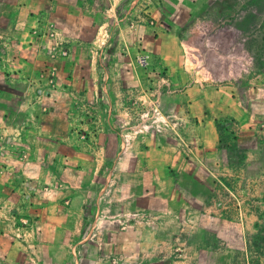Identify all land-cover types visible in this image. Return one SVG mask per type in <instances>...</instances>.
<instances>
[{"label":"rangeland","instance_id":"rangeland-1","mask_svg":"<svg viewBox=\"0 0 264 264\" xmlns=\"http://www.w3.org/2000/svg\"><path fill=\"white\" fill-rule=\"evenodd\" d=\"M89 6L0 0V264H132L134 231L219 246L210 216L234 208L264 264V0Z\"/></svg>","mask_w":264,"mask_h":264},{"label":"crops","instance_id":"crops-1","mask_svg":"<svg viewBox=\"0 0 264 264\" xmlns=\"http://www.w3.org/2000/svg\"><path fill=\"white\" fill-rule=\"evenodd\" d=\"M44 1L48 2V7L38 9L39 14L81 16V12H83L82 10L91 7L89 6L91 4V1L95 0H72V6L69 7L61 5L60 7H57L54 4L57 0ZM64 1L66 2L70 0ZM106 1L110 3V0H105V2ZM110 8H112V6H110ZM110 8L105 7L104 9H102L103 11H108ZM103 11L98 13L100 17L105 14ZM103 26V20L101 19V21L96 24L95 27ZM89 27H94V25H90ZM261 60L264 63V60L262 58ZM182 63L183 66L186 65V67L184 66V68L189 70L191 66L187 65V63L185 64V59L182 60ZM195 71L199 75L202 74V69L197 68ZM230 72L228 71V73H226L224 77L226 79V82L229 83L228 87H223L227 88V91L225 92V90L222 89V92L223 94L230 97V99H233L234 95L236 96V94L242 95V90H238L237 77L233 76L231 78L230 76H227L228 74H231ZM197 78L199 80V85H202V88L204 87L203 89H212V91L215 93L220 92V84L211 85L209 82L205 81L203 83V78L204 80L207 78L205 75L204 77L198 76ZM249 79L252 80V84L253 81H256L255 84L257 85V87H259L261 91H264V66L263 68H259L258 70H256V72H253L249 76ZM232 106H234V109L238 111L250 110V108L244 106L236 107L237 104H233ZM257 145L258 147H256L254 150H256V152H261V154H264V142L258 141ZM248 149V153H253L251 148ZM234 209L235 210L231 215H224L222 214V212H220L218 213V215L210 216L214 218L216 222V230L211 236L214 238V240L219 242V246L206 244L205 241L206 239H208L206 233L199 235V237H192L191 233H189L187 236L178 234V237L173 238L178 239L182 242L173 243L169 239V237L171 238V235H168L167 233L159 234L150 230L134 231L132 239V250L128 251L127 253L123 251L122 254L125 256H130L132 264H251L248 260L247 250L245 248V240L247 235L253 232V221L249 222V217H247V215L245 217L242 215V213L239 212V209L241 208ZM248 215L251 216V214ZM230 225H235L236 227V239L239 240V246L231 247L226 244V239H235V232L227 231ZM167 236L169 237L167 238ZM146 240H148L147 243L149 244L146 243Z\"/></svg>","mask_w":264,"mask_h":264}]
</instances>
